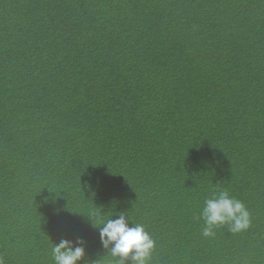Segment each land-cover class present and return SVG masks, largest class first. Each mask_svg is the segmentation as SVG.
<instances>
[{"label":"trees","instance_id":"trees-1","mask_svg":"<svg viewBox=\"0 0 264 264\" xmlns=\"http://www.w3.org/2000/svg\"><path fill=\"white\" fill-rule=\"evenodd\" d=\"M224 190L251 228L205 238ZM93 211L151 264H264V0H0V257L108 264Z\"/></svg>","mask_w":264,"mask_h":264},{"label":"clouds","instance_id":"clouds-1","mask_svg":"<svg viewBox=\"0 0 264 264\" xmlns=\"http://www.w3.org/2000/svg\"><path fill=\"white\" fill-rule=\"evenodd\" d=\"M85 216L99 230L102 248L111 257L108 264H151L156 241L144 225L133 223L124 212L111 218L95 211ZM199 219L203 221L202 235L205 238H214L216 229L223 226H227L232 234H239L249 230L252 225L251 213L245 204L226 190L204 201ZM129 220L134 226H129ZM85 244L83 239L75 242L62 239L58 244L52 243L53 264H82L87 255ZM0 264H5L2 257ZM87 264L104 262L99 259L88 261Z\"/></svg>","mask_w":264,"mask_h":264}]
</instances>
